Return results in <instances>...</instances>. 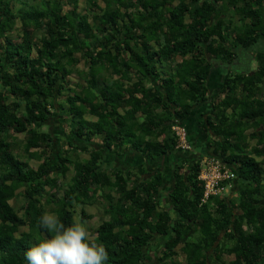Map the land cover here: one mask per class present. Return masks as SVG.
<instances>
[{
  "label": "trees",
  "instance_id": "16d2710c",
  "mask_svg": "<svg viewBox=\"0 0 264 264\" xmlns=\"http://www.w3.org/2000/svg\"><path fill=\"white\" fill-rule=\"evenodd\" d=\"M207 156L232 176L204 198ZM95 203L106 264H264V0H0V264Z\"/></svg>",
  "mask_w": 264,
  "mask_h": 264
},
{
  "label": "clouds",
  "instance_id": "9594fccd",
  "mask_svg": "<svg viewBox=\"0 0 264 264\" xmlns=\"http://www.w3.org/2000/svg\"><path fill=\"white\" fill-rule=\"evenodd\" d=\"M39 226L50 235L25 251L27 264H106V248L82 222L65 226L59 216L47 212Z\"/></svg>",
  "mask_w": 264,
  "mask_h": 264
},
{
  "label": "crops",
  "instance_id": "0c3cea01",
  "mask_svg": "<svg viewBox=\"0 0 264 264\" xmlns=\"http://www.w3.org/2000/svg\"><path fill=\"white\" fill-rule=\"evenodd\" d=\"M217 65L214 66L215 67L214 70L215 71L216 70H218V71L221 70L218 76H220L221 73H222L221 75H223L224 72H226V68L223 67V66H220V65L217 66ZM216 73L217 72L212 73V76H211L212 80H211V84H210V88L211 89H209L210 92H213L214 88L216 89V86H217L216 83H213L215 81L214 80V75ZM203 112L206 114V116L209 113V105H208V103L200 104L198 106L196 105L195 106V113H194L193 116H195V118H197ZM195 118H193L194 120L191 119V118H189L188 120L186 119L185 122H187V123L186 124L184 123V126L187 127L188 132L191 135L190 137H192L191 140H192V143L194 145V150L199 152V151H201V145L204 143L205 138L210 136V135H207L204 130H201V128H199L197 126ZM116 150H117V152H116ZM119 151H120L119 148H115L112 151H107V163L112 168H116V167H119V168L121 167L122 168L123 167L122 169L125 170V169H127L128 166H133V165H135V164H137V163L142 161V156L137 154V152H135L133 149H130V150H127V151L124 150L121 153ZM172 157H173V155L172 156L169 155L168 157L165 156V157L161 158L160 160H158L155 163V165L159 169H163L164 167L166 168V166L168 165L167 164V160L169 161V160L173 159ZM207 158H213V157L212 156H210V157L207 156L204 159H202V161H204ZM165 159H166V163L164 162ZM159 161H161V162H159ZM147 165H148V167H151L153 164L148 161ZM164 201L166 202L167 200L164 198Z\"/></svg>",
  "mask_w": 264,
  "mask_h": 264
},
{
  "label": "built area",
  "instance_id": "2783aa9c",
  "mask_svg": "<svg viewBox=\"0 0 264 264\" xmlns=\"http://www.w3.org/2000/svg\"><path fill=\"white\" fill-rule=\"evenodd\" d=\"M175 130L180 138L179 146L189 149L190 147L186 142L184 129L178 126ZM203 163L200 177L205 181L204 198H206L209 194L222 191L224 188L218 187V181L224 178H229L232 174H230L227 170H223V165L220 161L214 158H207L203 161Z\"/></svg>",
  "mask_w": 264,
  "mask_h": 264
},
{
  "label": "rangeland",
  "instance_id": "374dc122",
  "mask_svg": "<svg viewBox=\"0 0 264 264\" xmlns=\"http://www.w3.org/2000/svg\"><path fill=\"white\" fill-rule=\"evenodd\" d=\"M36 2L38 1V0H35ZM17 24V23H16ZM245 65L246 64H244L243 66H242V68H245ZM256 61L253 59L252 60V69L254 70L255 68H256ZM44 129L46 128L45 126L43 127ZM15 138H16V141H18V139H20V138H22V135L20 134V135H16L15 136ZM21 142H19V146L14 150V152L16 153V152H18V153H20L21 154V156H22V158H25V159H27L23 154H22V152H21V144H20ZM37 163H38V161L37 160H35V159H29V164L31 165V166H36L37 165ZM230 189H231V187L229 188V190H228V192H227V194L226 195H228L229 194V192H230ZM102 207H103V205L102 204H100V203H95L94 205H92V206H90V205H87V206H85V210H86V212L88 213V214H91V218L90 219H84L83 221H82V223L89 229V231L91 232V235H92V237H93V235H94V233H93V228L97 225V224H99V222H101V220L103 219V218H106L105 217V215L103 214V212H102ZM158 244H156V245H154V247H152L153 249L151 250V256H154V254H156L155 253V250L157 249V246Z\"/></svg>",
  "mask_w": 264,
  "mask_h": 264
}]
</instances>
